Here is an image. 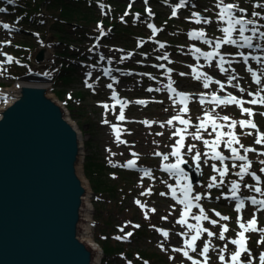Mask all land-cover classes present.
I'll use <instances>...</instances> for the list:
<instances>
[{"label": "rangeland", "instance_id": "rangeland-1", "mask_svg": "<svg viewBox=\"0 0 264 264\" xmlns=\"http://www.w3.org/2000/svg\"><path fill=\"white\" fill-rule=\"evenodd\" d=\"M39 1L42 6V15L40 11L33 10L36 13L34 14L30 10L34 6H39V3L35 4V0H13L12 3H8V0H0V8L6 9L5 12H0V88L15 85L19 77L32 66L42 69L62 61L64 65L70 67H65V71L58 76L57 83L52 82L51 85L54 92L60 96V100L66 102L72 119L77 122L83 133L81 173L94 193L91 197L94 204L91 217L94 221L90 222L89 226L92 228V237L104 249L103 253L101 252L100 264H129V262L130 264H193V261L185 257L183 252L173 250L185 247L186 237L180 233H187L190 237L195 234V231L188 229L187 225L177 223L183 214L184 205L172 198L169 185L175 186L174 175L168 174L164 169V165L177 162L176 157L171 156L170 153L174 150L172 146L180 137L172 134L177 128L185 126L180 125L177 121H174V127L169 126L166 121L178 114L191 121V126L184 133L185 140L181 146L182 161L195 165L196 152L201 154L198 162L203 169V181L195 186V195H202L203 198L200 201L209 218L219 221L217 225H212L208 221H196L193 216L199 214L198 208L187 218L188 224L199 223L202 227L217 234V236L208 237L206 233H201V238L196 241V251L192 252L189 249V255L193 257V260L203 264L204 257L200 256V250L204 242L210 240L212 249L208 253L207 264H222L219 260L221 254L225 256V264H231L230 257L237 250V246L229 241L236 239L237 233L241 231L238 226L239 214L233 204L228 203L225 198V195L230 192L231 182L235 180L241 183L240 194H245L248 197L255 196L257 199H264V196L243 187L244 184L256 185V181L251 175H245L241 181L240 177L235 175L240 169L232 168L233 161L231 159L222 163L209 158L213 153L210 147L204 144V140L211 142L216 138V133L212 131L210 122L206 123L207 131L200 130L202 139H193L191 133L197 131L196 126L204 118L206 112L211 113L213 117L228 116L237 122L251 119L257 125L256 129L240 128L237 124L234 131L245 147L255 149V151L246 154L252 161L249 172H255L261 176L258 186L264 188V172L260 171L261 168H264V164L260 163L261 160H264V143L257 144L255 142L260 134L259 131L264 133V110L259 104L253 106L248 103L250 99H259L258 95H264V91H262L264 76H261V84H256L252 72H247L244 69L239 54L234 56V52L224 56L225 61H231V63L226 62L223 67L227 71L222 72L218 66L219 57L212 62H207L205 56L202 55V53H207L210 47H215V43L209 45L201 39L189 38L188 31L191 30L204 31L206 36L214 41L223 36L220 29L225 25L218 22L217 0H190L188 8L180 10L175 16L172 13L178 0H150V2L147 1V4H145V0H86L87 2L81 0L80 5L86 7L87 17L97 18L87 24H85L87 18L80 19L79 22L82 23L80 27L73 23L55 21L53 19L54 11L51 10L54 9L51 2L53 0ZM260 1L225 0L226 3H233L239 8L245 9L246 11L242 15L246 19L254 20L260 26V31H264V18H262L264 17L262 15L264 8L256 7L258 2L260 5H264V0ZM130 4L133 8L132 11L141 10L139 19L124 15V19L121 20L122 14L125 9H129ZM70 5L77 7V4L74 3ZM100 5H104V7L101 8ZM255 8L261 16H252ZM59 9L61 7L55 10ZM147 9H151V12L156 11L155 16L149 15ZM194 12L210 19L211 23H196ZM48 13L51 15L49 21L43 22L46 20L44 15ZM112 14L114 17H111ZM117 19L121 25H117ZM107 20H114V25ZM152 20L157 22L161 30L159 37L164 40L163 43L158 36L153 35L148 26ZM100 22L105 24L104 34H101L98 28ZM132 22H139V24L134 23L135 26L132 25L133 29H131ZM5 23L14 30L4 29L2 25ZM109 25L112 29L117 27L121 31H118L114 37ZM249 27H253V25H249ZM105 28L109 29L110 35H105ZM59 29H63V31H59ZM67 30L72 31L73 34ZM135 30L134 38L132 31ZM65 32L67 38L63 35ZM95 36L97 40L93 39ZM137 36L155 38L150 39L149 44H146L142 41L143 39L137 38ZM79 38L81 40H78ZM156 38H159L158 42H155ZM5 41H11V43H4ZM62 41L63 43L60 44ZM161 43L165 45L164 48L159 47ZM70 44L79 46L71 48ZM67 46L70 48H66ZM65 48L69 49L72 54H67L65 58L58 57V55H64ZM196 48H199L200 52H195ZM221 48L226 50L228 45ZM42 49H45L47 57L42 61H37L36 57ZM161 54H167L168 58L165 61L157 59ZM7 56L13 57L12 63H6ZM108 59L117 65L116 76L120 79L118 82L105 76L104 78L99 77L102 75V69L94 68L96 65L106 66ZM119 62L139 64L143 68L141 74L130 73L132 75L130 76L124 73ZM164 62L171 71L167 68H159L158 63ZM198 68L205 69L207 77L210 78L207 88L204 87L205 78L203 76L200 80L195 78ZM40 72L46 73L43 70ZM125 72H128V69ZM180 73L185 75H180ZM212 73L215 78L211 77ZM92 74L94 75L92 76ZM229 76H236L237 79L232 80L229 84ZM96 77H99L100 84L95 79ZM122 77L126 79L121 82ZM84 79H90L94 85L89 87L85 84ZM216 81H220L225 87L221 89ZM167 82L174 83L178 89L191 93L187 102L188 112L186 114L181 112L184 105L179 103L176 94L169 93ZM109 83L114 86L115 92L119 93L116 96L118 100L122 101V97L130 99V104L125 109L127 114H124L125 118H131L129 123L117 119L121 107L119 105L113 108L111 105V101L117 102V100L112 98L113 93H110ZM237 84L239 87H234ZM100 88L104 90H100ZM150 88L152 91H148ZM240 88H243L244 91L241 92ZM212 93H219L222 98L229 94L238 97L244 101L243 107L253 108V115L250 117L243 113L241 107L236 104H215L212 102ZM249 93L257 95H249ZM201 97L205 100L203 104L200 103ZM138 100H143L146 103H137ZM2 102L3 96L0 95V103ZM104 104L109 106L108 109L103 107ZM132 119L142 122L155 121L156 123L149 126L142 122L137 123ZM105 120L109 123H104ZM162 122L165 123L164 127L160 126ZM217 123L227 125L229 122L217 120ZM112 125H117L121 130L137 127L136 132L130 136L133 145L118 143L113 134ZM229 130L228 127L220 129L223 132ZM161 132L163 135H157ZM249 132L252 134H245ZM225 139L227 138L225 137ZM191 145H195V147L189 153L188 148ZM234 146L239 148V145ZM109 149L111 151H108ZM131 150L137 155L133 156ZM217 150L225 156L231 157V152L225 144L221 143ZM156 152L169 155V159L163 160L162 156L154 154ZM240 154H245L243 149L240 150ZM129 160H136L138 168L124 167L123 165H126ZM235 163L239 165L242 162L236 161ZM213 164L221 169L227 165L229 172L223 178V184L210 189L208 184L211 182V177L216 176L217 183L221 179L219 173L213 169ZM146 169L153 170L150 176L144 174ZM112 184L116 187L114 190L109 189ZM148 189H151V194H141ZM161 193H166V195H161ZM136 200H139L144 207L138 206ZM246 201L248 204L242 216L243 221L251 220L255 214L257 227L264 228V211H258V206L252 205L249 199ZM151 209H155V211L153 212ZM213 210L221 213L222 216L230 217V220H221ZM145 212H147L148 218H145ZM163 217H167V219H163ZM222 224H227L229 228V231L225 233V240L218 239ZM134 225L140 227L136 228ZM122 227L124 228L123 232L120 231ZM158 230L168 232V237H164ZM128 232H132L133 235L127 239H116V237H123ZM246 237L250 243V255L248 253L241 255L242 264H260L259 257L261 253H264V244H259L258 241L262 234L247 232ZM225 245H227V249L221 253L220 249H223Z\"/></svg>", "mask_w": 264, "mask_h": 264}, {"label": "water", "instance_id": "water-1", "mask_svg": "<svg viewBox=\"0 0 264 264\" xmlns=\"http://www.w3.org/2000/svg\"><path fill=\"white\" fill-rule=\"evenodd\" d=\"M82 159L81 132L48 85L18 82L8 91L0 107V264H95ZM181 166L201 183V165Z\"/></svg>", "mask_w": 264, "mask_h": 264}, {"label": "snow or ice", "instance_id": "snow-or-ice-1", "mask_svg": "<svg viewBox=\"0 0 264 264\" xmlns=\"http://www.w3.org/2000/svg\"><path fill=\"white\" fill-rule=\"evenodd\" d=\"M12 2H13V0H8V3H12ZM186 3H188V0H180L179 6L182 7ZM145 4H147V0H145ZM100 7L103 8L104 5H100ZM130 7H131V4L129 5V8ZM216 7L219 9V11L217 13L218 22L225 25L223 28L220 29L222 31V33L224 34L223 37L219 38L218 40H216L214 42L213 40L204 39L206 36V33L204 31L191 32V33H189V35H190V37H193V38L204 39V42L206 44H209V45L215 43V49L213 52L202 53V55H204L209 61L214 59L216 56H219L218 66L220 67V70L222 72H225V71H227V69H225L223 67V65L226 62L231 63V61H225L224 56L220 55L218 50L221 48L222 44H230V45H235L239 48L251 49L254 47V44H253L254 39L264 40V31H260V26H258L254 20L246 19L244 17V15H237V13H241V14L245 13L246 10L243 8H239L236 4L226 3L225 0H217ZM256 7H264V5L257 4ZM5 11H6V9L0 8V12H5ZM147 11L149 12V15H152L151 9H147ZM125 14L127 15V13H125ZM172 15L173 16L176 15L175 9L173 10ZM193 16L196 18L195 19L196 23H201V22L211 23L210 19L201 16L200 13L194 12ZM252 16L258 17V16H261V14L259 12H253ZM137 18H139L138 15H137ZM262 18H264V17H262ZM249 25H253V27H249ZM148 26L150 28H152L153 32L159 31V29H157L152 24H149ZM2 27L6 30H9V31L14 30L9 24H6V23L3 24ZM98 28L100 29L101 34H104L103 26L98 25ZM247 32H250L251 35H246ZM236 33H238V38H234V34H236ZM4 43L10 44L11 41H5ZM159 47L164 48L165 45L161 43L159 45ZM255 47L259 48V47H261V45L256 44ZM195 52H200V49L196 48ZM239 55L243 58V61L245 63L248 62V60H249L248 55H245L243 52L239 53ZM167 58H168L167 54H165L163 59H167ZM251 58L253 60H255L257 62V64L262 63L261 57H259V56H253ZM101 59H103V57H101ZM122 59H123V57H122ZM157 59H161V57H157ZM12 62H13V57L7 56L6 63H12ZM16 62L18 63V61H16ZM160 67H163V65H160ZM169 71H171V69H169ZM248 71L252 72L254 82L258 85L261 84V76H264V72H260L258 74L257 72H253V70L251 68H249ZM107 72H108V70H106V74H107ZM194 72H195V69H194ZM180 75H185V74L180 73ZM202 76L205 78L204 87L207 88L209 86L210 78L207 77L206 73H197L195 78L197 80H200ZM235 79H237L236 76H229L228 83L231 84L232 80H235ZM216 83L220 85L221 89H223L225 87V85L220 83V81H216ZM89 87H91V85H89ZM108 87L112 88V84H109ZM167 87L169 89H171L173 92L176 91L175 89L172 88L171 84H169ZM234 87H239V85L238 84L234 85ZM239 90L241 92L244 91L243 88H240ZM148 91H152V89L150 88V89H148ZM157 91H159V89H157ZM262 91H264V89H262ZM177 95H179L182 98L179 101V103L184 105V107L181 109V112L183 114H186L188 112V107H187L186 101L189 99V96H188V94H185V93H177ZM249 95H257V94L249 93ZM112 98L114 100H117V103L121 107V111H120V114L117 117V119L120 121H124L125 115H124L123 109L127 106V102L118 100L115 93L113 94ZM204 102H205L204 98L201 97L200 103L203 104ZM212 102H214L217 105L236 104V105H239L241 107L243 113H246L250 117L253 115L251 109L243 107V104H244L243 100H241L238 97L233 96L231 94H229L227 97H223V98L218 96V95L213 94V101ZM137 103L145 104L146 102L143 100H140V101H137ZM250 103H252V104H256V103L264 104V96H260L259 99L254 98L253 100L250 101ZM103 107L105 109H108L109 106L107 104H104ZM113 108H115V105H113ZM217 120L227 121L229 123L227 125L220 124V123H217ZM174 121H177L180 125H183L185 127L177 128L172 134L173 136L179 135V137H180V139L177 140L176 143L172 146L174 150L170 153L171 156L176 157L177 163L166 164L164 167H165L166 171H169V172L174 171V174H178V175L186 178L187 174L180 167V163L182 161L181 146L183 145L184 140H185L184 133L187 131V128L189 126H191V121H190V119H185L183 115L178 114V115L170 118L168 121H166V124L174 127ZM103 122L109 123L107 120H105ZM207 122H210V126L212 128V131L214 133H216L215 140H213L211 142L208 140H204V144L206 146L210 147V149L213 153L212 156L209 158L214 159V160H219L222 163L225 160L231 159L233 161L232 168L238 167L240 169L239 171H237L235 173V175L240 177L241 181L244 179L245 175H251L253 177V179L256 181V185L244 184L243 187L248 188L249 190L254 191L255 193H259L261 196H264V188L258 186L261 182L260 176L256 175L255 172H249V169L251 168V165H252V161L248 159V156L246 154L248 152L255 151V149L245 147V145L240 142L239 137L237 136V134L234 131L237 124H239L240 128L250 127L252 129H256L257 125L251 119L241 120V121L237 122L235 120H231V118L228 116L213 117L211 113L206 112L204 114V118L201 119L200 123L196 126L197 131L195 133H191L193 139H196V140L202 139V136L200 135V130L203 129L204 131H207V127H206ZM142 123H145L146 125L150 126L152 123H156V122L155 121H151V122L143 121ZM160 126L164 127L165 123L162 122L160 124ZM112 127L115 131V134H116V141L118 143H127L126 141H123L120 139L121 129L117 125H112ZM224 127H228L230 130L228 132L220 131V129H223ZM245 134L251 135L252 133L249 132V133H245ZM157 135H163V133L162 132L157 133ZM225 137L227 139H225ZM255 142L257 144L264 143V133H260ZM221 143L225 144V146L229 149V151L231 152V157H227V156L223 155L220 151L217 150ZM234 145H239V148L235 147ZM194 147H195V145L189 146V148H188L189 153H191V151ZM241 149H243L245 154H243V155L240 154ZM108 151H111V150L109 149ZM154 154L156 156H162L163 160H165V161H167L169 159V155H167V154H162L160 152H156ZM113 155H115V153H113ZM136 155H137L136 153H133V156H136ZM205 155H207V153H205ZM200 156H201V154L199 152H196L194 159L196 161H199ZM236 161H240L242 163L237 165V163H235ZM260 163L264 164V160H261ZM123 166L128 167V168H134V167H136V160H129L127 162V164L123 165ZM197 167H199L198 164H197ZM212 167L215 171H217L219 173V176L221 179L217 183L216 176L211 177V182L208 184V188H210V189L213 187H219L221 184H223L224 183L223 178L229 172L227 165H224L222 169L217 168L215 164H213ZM260 171L264 172V168H261ZM144 174L146 176H150L151 170L146 169ZM241 186H242L241 183H239L235 180L232 181L231 182V189H230L231 197L225 196L226 199L231 198V199H234L237 201V203H236V211L237 212H240L245 207L244 199L240 198L238 195L240 192ZM169 188L171 189L172 198L176 199L178 201V203L184 205L183 214H182L181 218L177 221V223H179L181 225H187L188 229L195 231V234L190 236V237L188 236L187 233H180V235L186 237L184 240L185 247L183 249L176 248L173 250L176 252H183V255L185 257H187L189 260L193 261V264H200V262L193 260V257L189 255L188 250L190 249L192 252L196 251L195 242L201 238V233H206L208 237H214V236H217V234L208 228L202 227L199 223H197L195 225L194 224H188L186 218L189 215H191L190 210L193 207H195V208L199 209V214L193 216V218L196 221H198V222L202 221V220L208 221L212 225H217L219 223V221L216 219H210L209 216L207 215L205 209L199 203H194V201L198 202L203 197L201 194H196L195 196L191 195L192 186L190 183L187 185L181 186V192L183 193L182 199L177 196L176 188H174L171 185H169ZM141 194L142 195H149V194H151V189H148L147 192L141 193ZM161 195H166V193H161ZM247 199H249L251 201L252 205L258 206V209H257L258 211H264V199H257L255 196L248 197ZM136 203L138 205H140L142 208L144 207V205L141 204V202L139 200H137ZM151 211L154 212L155 209H151ZM213 211L215 212V210H213ZM215 215L217 217H220V219L223 221L230 220V217L222 216L221 213H219V212H215ZM145 218H148L147 212H145ZM163 219H167V217H163ZM238 226L240 227L241 231L237 233V238L229 241L231 244L237 246V250L231 254V257H230L231 264H242V262L240 260L242 253H248L250 255V251L247 247V237H246L247 232H260L262 234V237L258 241V243L264 244V228L257 227V220L255 217V214L253 215L251 220H248L246 222L243 221L242 217L238 218ZM134 227L139 228L140 226L134 225ZM220 227H221V231L218 234V239L225 240L226 239L225 233H227L229 231L228 225L222 224ZM120 231L123 232L124 228L122 227L120 229ZM158 231H161V234L166 238L169 235L168 232H166V231H163V230H158ZM132 235H133L132 232H128L123 237H116V239H127V238L131 237ZM210 249H212L211 241L206 240L203 244L202 249L200 250V256L204 257L203 264H207V261L209 258L208 253H209ZM226 249H227V245H225L223 249H220V252L223 253L224 251H226ZM259 259H260V264H264V253L260 254ZM219 260L222 262V264H225V256L223 254H221L219 256ZM129 264H130V262H129Z\"/></svg>", "mask_w": 264, "mask_h": 264}, {"label": "trees", "instance_id": "trees-1", "mask_svg": "<svg viewBox=\"0 0 264 264\" xmlns=\"http://www.w3.org/2000/svg\"><path fill=\"white\" fill-rule=\"evenodd\" d=\"M80 1L81 0H53V1H51L52 2V8H54V9H51V10L54 11L53 19H55V21H62L64 23H68V24L69 23L70 24L73 23V24H76L77 27L81 26L82 23H80L79 21L82 18H87L85 24L90 23L91 20L95 21L97 17H91V18L87 17L86 11H85L86 7L80 5ZM84 1H86V0H84ZM69 2L77 4V7L71 6L70 5L71 3H69ZM36 3H39V6L38 7L34 6L30 10L32 11V13H34L33 10L34 11H40L41 15H42L43 11H42V6L40 4V1L39 0H35V4ZM58 7H61V9L55 10ZM26 12H27V10H26ZM34 14H36V13H34ZM44 16H46L45 17L46 20L44 22L49 21V17L51 15L48 13V14H46ZM108 21H110V20H108ZM110 23L114 25L115 22H110ZM85 24H83V25H85ZM132 25L134 26V24L133 23L131 24V29H133ZM122 30H125V29H122ZM59 31H63V29H59ZM67 31H69V30H67ZM119 31H121L120 28H119ZM66 32L63 33L65 38H67V33ZM69 32H71L70 34H73L72 31H69ZM132 32H134V31H132Z\"/></svg>", "mask_w": 264, "mask_h": 264}, {"label": "bare ground", "instance_id": "bare-ground-1", "mask_svg": "<svg viewBox=\"0 0 264 264\" xmlns=\"http://www.w3.org/2000/svg\"><path fill=\"white\" fill-rule=\"evenodd\" d=\"M40 76H41V77H38L37 74H36V75H31V76H24V77L18 79V80L15 82V85H16L17 82H19V83H21V84H32V85H42V86L50 85V86H51L52 83L49 81V79L46 77V75L42 74V75H40ZM43 76H44L45 78H44ZM15 85H13L12 87H4V88H0V95L4 97V100H3L2 103H0V105H3V103H5V102L7 101L5 97H6L7 93H8V91H10L11 89H15ZM51 92H52V94H53L55 97H57V98L60 99V97H59L54 91H51ZM61 101H62V100H61ZM138 101H140V100H138ZM0 107H2V106H0ZM126 107H127V106H126ZM126 107L123 109L124 114H127V112H125ZM121 137H122V136H121ZM121 137H120V139H121ZM136 166H138V165L136 164ZM89 188H90V187H89ZM90 192H91V190L89 189V193H90ZM88 197H89V196H88ZM91 197H92V195H91L90 198H89V203H88V205H89V209H88V214H87V217H88V219H89V221H88L89 223L92 222V221H94L93 218L91 217L92 212H93V210H94V204L92 203V199H91ZM91 232H92V228H91V227L89 226V224H88V226H87V230H86V232H85V234L87 235V238H86V239H88L89 243L92 244V245L97 249L98 254H97V258H96V262H95V264H100V262H101V258H102L101 251H100V248H99L98 246H96V241H95V239L92 237ZM88 233H89V234H88Z\"/></svg>", "mask_w": 264, "mask_h": 264}, {"label": "flooded vegetation", "instance_id": "flooded-vegetation-1", "mask_svg": "<svg viewBox=\"0 0 264 264\" xmlns=\"http://www.w3.org/2000/svg\"><path fill=\"white\" fill-rule=\"evenodd\" d=\"M130 104V99H129V103L127 104V105H129ZM130 119L131 118H125V121L126 122H130ZM132 120H134L135 122H142V121H139L138 119H132ZM137 127H128V128H125V129H122L121 130V140H123V141H126L127 143H129V144H132L133 145V142H132V139L130 138V136H132L136 131H135V129H136ZM113 134H114V136L116 137V134H115V131H113ZM127 143H121L122 145H127ZM131 152L133 153V150H131ZM116 187H115V185L114 184H112L111 186H109V189L110 190H114Z\"/></svg>", "mask_w": 264, "mask_h": 264}]
</instances>
